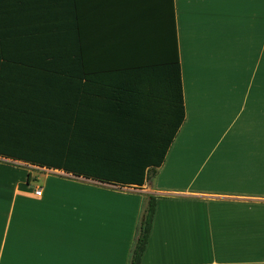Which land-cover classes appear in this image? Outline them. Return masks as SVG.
<instances>
[{
	"label": "crops",
	"instance_id": "crops-1",
	"mask_svg": "<svg viewBox=\"0 0 264 264\" xmlns=\"http://www.w3.org/2000/svg\"><path fill=\"white\" fill-rule=\"evenodd\" d=\"M155 1L81 0L87 14L146 16ZM172 6L185 117L163 162L140 186L60 170L93 191L79 206L52 200L45 178L40 196L27 174L5 182L0 264H131L149 196L155 208L139 264H264V0ZM90 131L97 139L100 130Z\"/></svg>",
	"mask_w": 264,
	"mask_h": 264
},
{
	"label": "trees",
	"instance_id": "trees-1",
	"mask_svg": "<svg viewBox=\"0 0 264 264\" xmlns=\"http://www.w3.org/2000/svg\"><path fill=\"white\" fill-rule=\"evenodd\" d=\"M151 9L87 14L81 0H0V157L118 185L155 173L185 110L172 0ZM154 208L149 196L131 264Z\"/></svg>",
	"mask_w": 264,
	"mask_h": 264
},
{
	"label": "rangeland",
	"instance_id": "rangeland-1",
	"mask_svg": "<svg viewBox=\"0 0 264 264\" xmlns=\"http://www.w3.org/2000/svg\"><path fill=\"white\" fill-rule=\"evenodd\" d=\"M193 128L194 125L192 124V121H188L183 131L186 133ZM185 133L182 132V135H185ZM178 145L180 150L185 149L186 144L179 142ZM1 169H4L3 172H5V170L9 171L8 169H13L14 171L12 174H14V176L9 179L6 175H3ZM27 173H30L28 186L32 191L35 190V188L41 187L45 178L46 185L51 188V199L54 201L59 199L66 200L67 206L68 204L79 206V201L83 202L88 199L87 196L93 194V191L81 190L79 185H73L71 182H77L79 179L73 178L60 170L46 169L22 161H15L0 157V186H2L0 187V197L2 201H4V199L9 200L10 197L7 195L8 192L4 183L10 181L14 185L20 180L24 181ZM21 188H23V185ZM49 196L50 194H48V198ZM19 199H21V197L17 196L13 197L11 201H18ZM68 208L70 209L72 207Z\"/></svg>",
	"mask_w": 264,
	"mask_h": 264
},
{
	"label": "built area",
	"instance_id": "built-area-1",
	"mask_svg": "<svg viewBox=\"0 0 264 264\" xmlns=\"http://www.w3.org/2000/svg\"><path fill=\"white\" fill-rule=\"evenodd\" d=\"M34 194L36 196H40L42 194V187H39V188H35L34 190Z\"/></svg>",
	"mask_w": 264,
	"mask_h": 264
},
{
	"label": "water",
	"instance_id": "water-1",
	"mask_svg": "<svg viewBox=\"0 0 264 264\" xmlns=\"http://www.w3.org/2000/svg\"><path fill=\"white\" fill-rule=\"evenodd\" d=\"M2 158H4V157H2ZM4 159H9V158H4ZM15 161H17V160H15ZM52 170V169H51ZM54 170V169H53ZM64 172V171H63ZM75 176V175H74ZM113 184H115V183H113Z\"/></svg>",
	"mask_w": 264,
	"mask_h": 264
}]
</instances>
